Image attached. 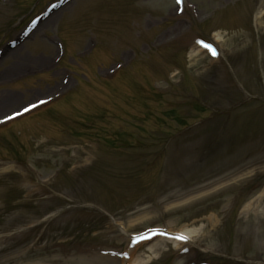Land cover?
Returning a JSON list of instances; mask_svg holds the SVG:
<instances>
[{
    "label": "rangeland",
    "instance_id": "1",
    "mask_svg": "<svg viewBox=\"0 0 264 264\" xmlns=\"http://www.w3.org/2000/svg\"><path fill=\"white\" fill-rule=\"evenodd\" d=\"M263 9L0 0V264H264Z\"/></svg>",
    "mask_w": 264,
    "mask_h": 264
},
{
    "label": "snow or ice",
    "instance_id": "2",
    "mask_svg": "<svg viewBox=\"0 0 264 264\" xmlns=\"http://www.w3.org/2000/svg\"><path fill=\"white\" fill-rule=\"evenodd\" d=\"M178 2H179V3H182L183 0H178ZM201 43H203V42H201ZM205 46H206V47H211L210 45H205ZM213 52H214V54H215V50H214V49H213ZM46 102H47V101H44V100L39 101L40 104H43V103H46ZM35 107H37V104H31L30 106L25 107V108L23 109V111H24V112H28V111H30L32 108H35ZM19 115H21V113H20V112H16V113H14V114L11 115V116H6L5 119H6V120H11V119H14L16 116H19ZM2 122H3V121H0V123H2ZM149 231L151 232L152 235L162 234V235L169 236V237H172V235H173V234H171V233H168L166 230H161V229H152V230H149ZM150 238H151V236H145V235L141 234V235H138V236L136 237V242H139V241L144 240V239H150ZM175 238L178 239V240H181V241H187V240L189 239L188 236H186V235H184V234H182V233L176 235ZM125 255H127V253H125Z\"/></svg>",
    "mask_w": 264,
    "mask_h": 264
},
{
    "label": "bare ground",
    "instance_id": "3",
    "mask_svg": "<svg viewBox=\"0 0 264 264\" xmlns=\"http://www.w3.org/2000/svg\"><path fill=\"white\" fill-rule=\"evenodd\" d=\"M263 15H264V9H263V11H262V15H261V16H263ZM262 18H264V16H263ZM245 208H246V209H250V205H249V204L246 205ZM182 234L188 236L189 234H191V232H190V231H183Z\"/></svg>",
    "mask_w": 264,
    "mask_h": 264
}]
</instances>
